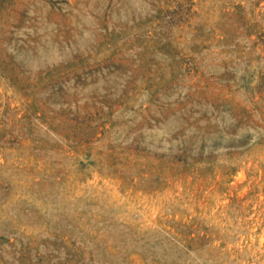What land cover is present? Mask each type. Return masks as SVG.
<instances>
[{
    "label": "rangeland",
    "instance_id": "374dc122",
    "mask_svg": "<svg viewBox=\"0 0 264 264\" xmlns=\"http://www.w3.org/2000/svg\"><path fill=\"white\" fill-rule=\"evenodd\" d=\"M0 264H264V0H0Z\"/></svg>",
    "mask_w": 264,
    "mask_h": 264
}]
</instances>
